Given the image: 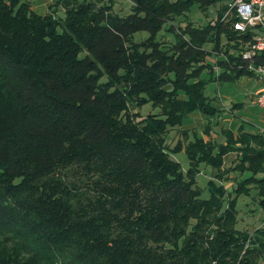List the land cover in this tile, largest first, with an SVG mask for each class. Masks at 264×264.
<instances>
[{
  "label": "trees",
  "instance_id": "trees-1",
  "mask_svg": "<svg viewBox=\"0 0 264 264\" xmlns=\"http://www.w3.org/2000/svg\"><path fill=\"white\" fill-rule=\"evenodd\" d=\"M52 1L62 15L0 0V264H264V229L235 227L238 195L254 189L264 210V134L221 128L222 142L165 145L188 114L219 113L203 92L208 54L220 70L209 79L252 76L240 56L252 31L221 20L224 4L174 27L221 0H129L125 15ZM164 25L172 41L156 39ZM144 105L158 112L134 110ZM180 149L184 171L171 158ZM229 172L239 178L226 189Z\"/></svg>",
  "mask_w": 264,
  "mask_h": 264
},
{
  "label": "rangeland",
  "instance_id": "rangeland-1",
  "mask_svg": "<svg viewBox=\"0 0 264 264\" xmlns=\"http://www.w3.org/2000/svg\"><path fill=\"white\" fill-rule=\"evenodd\" d=\"M231 0H221L220 2H216L214 5H210L207 7V9L204 12H200L196 5H192L187 13H185L182 16L176 17L173 21L174 27L177 25H183L185 22H192L195 25H201L205 24L207 21H211L215 17L216 9L220 7L221 4L227 5L230 3ZM31 6L37 13H47L50 9L47 7L49 4L54 5V1L52 0H29ZM100 3H110L111 4V11L118 15H125L129 12V6L130 1L129 0H100ZM55 6V5H54ZM54 6L50 7L53 8ZM57 9L52 15H62V9L60 6H55ZM225 11L221 14L220 19L224 20V14ZM168 25H164L163 28L156 34V39L166 40V41H172L173 40V34L170 31L165 30ZM147 36V33L144 31H139L133 34V40L134 41H140L141 39H144ZM225 41H221V45L224 46ZM205 48H209V43L205 45ZM215 60L216 58L212 54H208L205 57L206 63L212 68V74H209L207 71H203L201 74V77L206 80L205 86H204V95L208 96L213 104L215 105H222L225 108H228L232 101H239L243 102L246 98L245 95L250 94L253 92L256 88H258L259 84L252 80L250 84H246L244 81L246 79L245 76H240L236 80H221V81H213L209 79L217 71L215 66ZM255 79V77L251 76ZM103 80V78H102ZM252 95V94H251ZM250 95V96H251ZM247 101V100H246ZM244 101L248 105V102ZM134 110L138 111L142 115H144L147 112L151 113H157V109H151L148 105H144L140 108H134ZM228 118L234 120V118L241 122V117L239 113H235L234 108H231ZM237 112V111H236ZM234 113V115H232ZM243 116V115H242ZM215 117V116H213ZM209 121V124L207 122V117L202 116L201 114L197 112H192L188 114L181 122L180 126H176L174 128H171L166 133L165 138V145L167 148L173 147L177 141H179L180 148L183 146V144L186 142L187 139H190L192 137V134H202L203 137H206L205 133L203 132L204 127L208 125L209 135H212V139L219 142L222 140V135L220 134V127L227 123L221 122L218 120L219 117H215ZM245 117V116H243ZM247 117V115H246ZM233 118V119H232ZM221 119V118H220ZM216 121V122H214ZM215 123V124H214ZM253 128L257 131L258 128H263L264 126L261 125L258 121L251 122ZM210 126V127H209ZM264 129V128H263ZM183 131L186 132V134H183ZM219 132V133H218ZM233 154H230V157H232ZM171 158L177 161L182 169V171L186 170L187 168V160L184 155L183 149L178 150L177 152H173L171 154ZM225 164H227L225 162ZM261 174H257V176H260ZM226 178L224 180L218 181L220 182L226 189H230L235 185L236 180L239 178V175L235 172H229L225 175ZM211 178V172L208 167L199 166V171L197 175L195 176L196 184L202 189L200 196L202 198H206L208 196V193L205 189V183L206 181ZM217 182V181H216ZM232 195V194H231ZM235 227L238 230H245L248 231L250 234L253 233L256 229H264V210H262L258 204H257V196L255 195V190L251 189L247 195H238L236 198V222ZM249 240V239H248ZM245 242V244H247ZM261 263V261H259Z\"/></svg>",
  "mask_w": 264,
  "mask_h": 264
},
{
  "label": "built area",
  "instance_id": "built-area-1",
  "mask_svg": "<svg viewBox=\"0 0 264 264\" xmlns=\"http://www.w3.org/2000/svg\"><path fill=\"white\" fill-rule=\"evenodd\" d=\"M225 10L224 18H232L230 24L234 31H252V39L247 48L240 51V56L242 60L248 61L244 64L245 69L264 85V0H231ZM255 55L260 56L259 59ZM250 102L258 108H264V89L252 95ZM257 131L264 134L263 128Z\"/></svg>",
  "mask_w": 264,
  "mask_h": 264
},
{
  "label": "crops",
  "instance_id": "crops-1",
  "mask_svg": "<svg viewBox=\"0 0 264 264\" xmlns=\"http://www.w3.org/2000/svg\"><path fill=\"white\" fill-rule=\"evenodd\" d=\"M246 77V79H245V83L246 84H250L251 82H252V80H255L258 84H259V86H258V88H256L253 92H251L250 94H247V95H245V100L244 101H246V102H248V105L246 104V103H244V101L242 102H239V101H232L231 102V104H230V106L228 107V108H225L224 106H222V105H216L220 110H219V113L217 114V115H215V117H219L218 118V120H220L221 122H225V121H227V123H224L220 128H225V129H228V130H230V131H232L233 132V134H237V132H238V130L241 128V130H243V131H253V130H255L254 128H253V126H252V123L251 122H253V121H258L261 125H263L264 126V108H258V107H256V106H254L253 104H251V102H250V99H251V97H252V95H254L255 93H258V92H260V91H262L263 89H264V85H263V83L260 81V80H258L257 78H252L251 76H245ZM238 79V78H237ZM236 80V79H235ZM215 81V80H214ZM229 81H232V80H229ZM252 94V95H251ZM251 95V96H250ZM213 103V102H212ZM231 108L233 109L234 108V110H236V111H234L235 113H239V114H242L243 116H245V117H243L242 115H240V117H241V122L242 123H240L239 121H237L235 118H234V120H232L231 121V119H229L228 118V116L227 115H229L228 113H230V112H232L231 111ZM232 115H234V113L232 114ZM246 115H247V117H246ZM229 116H231V115H229ZM215 117H213V118H215ZM221 118V119H220ZM207 119V122H208V124H209V121H208V119H212V117H210V118H206ZM233 119V118H232ZM214 122H216V121H214ZM215 124V123H214ZM210 127V126H209ZM264 128V127H263ZM209 130L210 129H208V133L207 134H205L206 135V137H210V135H209ZM219 133V132H218ZM200 135H202V134H200ZM214 136V134H211V136ZM203 137V136H202ZM206 137H203L204 139L206 138ZM222 137V140L221 141H219V142H222L223 141V139H224V137L223 136H221ZM231 157H230V154L228 155H226L224 158H223V161H224V163H225V161L226 160H228V159H230Z\"/></svg>",
  "mask_w": 264,
  "mask_h": 264
}]
</instances>
